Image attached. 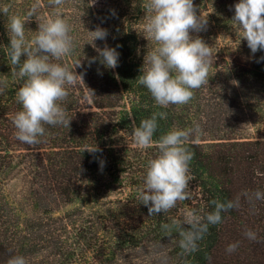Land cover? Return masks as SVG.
Returning <instances> with one entry per match:
<instances>
[{"label": "trees", "instance_id": "obj_1", "mask_svg": "<svg viewBox=\"0 0 264 264\" xmlns=\"http://www.w3.org/2000/svg\"><path fill=\"white\" fill-rule=\"evenodd\" d=\"M34 2L0 0V9L9 8L7 15L0 12V264L13 255L27 258L47 250L40 264H160L157 253L166 255L167 264H264V201L243 195L264 192V50L253 54L240 32L222 46L206 29L191 33L212 46L209 82L195 90L188 104L161 108L138 83L144 57L156 46L144 32V0H65L63 12L73 26L76 48L57 62L73 69L81 62L75 72L83 80L69 86L63 102L69 128L46 125L40 143L30 146L15 136L12 117L21 109L17 91L24 81L8 53L11 15L25 14ZM193 2L197 14L207 18L206 28L236 26L231 19L239 0ZM50 12L42 0L40 17L25 25L28 40L38 30L37 19ZM98 26L108 35L91 43L89 31ZM105 45L120 54L114 69L98 58L96 49ZM161 111L167 116L158 119L154 141L173 126L198 123L203 134L189 143L195 153L191 199L149 215L137 197L157 148L135 144L133 130ZM248 121L255 123L253 135L240 132ZM95 146L100 151L86 150ZM19 167L27 176L24 203L5 189ZM237 196L239 207L223 212L222 222L209 226L190 255H182L175 231L169 237L161 228L182 219L186 210H203V215L214 209L213 200ZM249 229L256 240L245 236ZM236 242V250L227 252ZM128 257L139 261H125Z\"/></svg>", "mask_w": 264, "mask_h": 264}, {"label": "clouds", "instance_id": "obj_2", "mask_svg": "<svg viewBox=\"0 0 264 264\" xmlns=\"http://www.w3.org/2000/svg\"><path fill=\"white\" fill-rule=\"evenodd\" d=\"M64 4L65 0H47L51 12L37 19L38 30L31 40L26 37L25 25L31 18L40 17L42 0H35L25 14H13L9 20L8 55L17 70L16 75L24 81L17 91L21 109L13 115L12 123L16 139L30 146L40 143V137L46 135V125L69 128L71 119L63 102L69 95V86L83 80V75L75 72L81 62H77L74 69L57 62L76 48L73 26L63 12ZM143 9L147 14L144 32L156 46L144 57L138 83L161 108L186 105L194 98L195 90L209 82L212 46L200 36L191 35L206 29L207 18L197 14L193 0H144ZM0 12L7 15L9 8L5 6ZM231 20L253 54L264 50V0H239L234 5ZM89 33L91 43L97 39L105 40L108 35L107 30L99 26ZM96 50L103 65L113 69L118 66L120 54L116 48L105 45ZM96 59L91 58L90 63ZM90 95L95 96L92 90ZM166 116V112H155L133 130L135 144L143 148L155 144L157 148L156 156L148 161L144 184L138 189L137 197L148 208L149 215L168 212L178 202L191 199L190 163L195 153L189 143L203 134L201 126L194 123L186 128L173 126L154 141L158 119ZM86 150L100 151L97 146ZM243 195L249 201H264V192L259 189L252 193L245 191ZM239 200V196L234 201L213 200L212 211L201 215L203 210H186L182 219H173L161 228L169 237L175 231L180 237L182 255H190L198 250V241L203 239L209 226L221 223L222 213L238 208ZM245 236L250 240L257 239L251 229L246 230ZM238 245L239 242L229 244L226 251L232 253ZM157 255L160 264H167L165 254ZM6 264H28V261L23 255H13Z\"/></svg>", "mask_w": 264, "mask_h": 264}, {"label": "rangeland", "instance_id": "obj_3", "mask_svg": "<svg viewBox=\"0 0 264 264\" xmlns=\"http://www.w3.org/2000/svg\"><path fill=\"white\" fill-rule=\"evenodd\" d=\"M202 17H204V14H202ZM206 31L209 33L214 34V38L217 40L218 45L222 46L225 45L227 42H232L237 39V36L239 34V31L236 26H232L230 29H223L220 27H212L211 25H208L206 28ZM243 129L240 130V132H243L245 135H253L255 134V123L252 122H245L242 124ZM101 172V171H100ZM100 174V173H99ZM5 189L8 192V194L13 197L14 199H17L18 201L24 203L25 197H26V189H27V176L23 170H21V167L14 170V173L11 175L10 179L7 180ZM71 209L69 206L64 207V210ZM47 251H41L33 256L27 257L28 264H40L45 258L46 254H48ZM137 254V253H136ZM132 254L131 256L134 257ZM127 258L133 259V258ZM134 262H138L139 260L134 258ZM141 264L143 262H140Z\"/></svg>", "mask_w": 264, "mask_h": 264}]
</instances>
